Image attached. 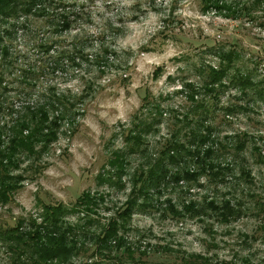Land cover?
<instances>
[{
	"label": "rangeland",
	"instance_id": "rangeland-1",
	"mask_svg": "<svg viewBox=\"0 0 264 264\" xmlns=\"http://www.w3.org/2000/svg\"><path fill=\"white\" fill-rule=\"evenodd\" d=\"M81 2V11L88 17L82 26L77 19L69 32H44L55 43L48 53L52 58L34 52V31L31 36L16 39L12 46L17 55L27 53L18 59L19 66H37L53 60L59 66L36 75L34 86L29 89L18 83L19 78L9 83L7 95L14 103L7 104L8 112L12 108L10 116L15 117L25 105L21 104L24 100H43L39 93L46 92L48 85L55 86L56 93L77 95L87 80L94 84L83 104H75L71 114L66 113L58 139L37 159V166L30 169L26 163L25 167L23 162L20 164L26 170L22 172L23 185L6 205H0V230L14 227L20 217H35L38 222L37 204L70 205L83 190L104 195L97 210V219L104 223L110 213L123 207L133 170L141 165L144 170L151 155L163 150L166 141L173 135L182 138L185 134L188 124L184 127L180 121L192 104L185 97L188 90L183 84L192 83L199 91L196 100L210 104L205 118L218 139L246 133L243 154L252 182L237 172L240 161L235 157L233 174H226L222 181L207 176L196 182L168 181L158 197L153 195L155 206L136 208L126 224L123 233L125 244L132 249V261L115 252L114 257L101 258L97 263L182 264L184 258L201 254L216 264H264V13L256 9L250 16L242 11L236 19L229 18L212 11L202 12L200 0ZM99 35L115 52L109 56L105 73L97 76L98 68L90 62L74 66L67 59H55L56 51L71 48L76 36L78 44L84 42L89 48L85 50L93 54L98 50ZM220 50H234L235 55L221 80L227 87L212 98L199 85L210 80L204 69L218 65ZM240 75L249 77L244 92L237 82ZM20 85L29 98H13ZM146 91L157 99L161 116L150 117L152 124L140 147L143 150L126 156L128 164L121 183L101 184L96 176L103 167H109L106 161L111 152L124 146L122 132L148 113L149 108L143 110L142 116L138 113ZM190 116L197 119L196 113ZM166 163L170 171L177 167ZM209 197L231 200L239 207V215L222 223L212 215L173 216L165 207L166 199L179 208L181 202H201ZM95 260L82 257L69 264H96ZM0 264H19L1 238Z\"/></svg>",
	"mask_w": 264,
	"mask_h": 264
},
{
	"label": "trees",
	"instance_id": "trees-1",
	"mask_svg": "<svg viewBox=\"0 0 264 264\" xmlns=\"http://www.w3.org/2000/svg\"><path fill=\"white\" fill-rule=\"evenodd\" d=\"M87 1L92 2V0ZM80 2L81 0H0V205H6L12 199L13 192L18 191L23 185L22 172L26 170L21 169L20 164L24 163L23 167H25L26 163L30 169L37 166V159L46 153L52 142L58 139V130L62 125L60 123L67 117L66 113L70 115L75 104H83L86 94L92 90L94 84L93 81L87 80L77 95L56 93L55 86L48 85L46 92L39 93L43 100L37 98L33 101L24 100L21 104L25 105L20 111H16L15 117L10 116L12 108L8 112L7 104L14 105V103L7 95L9 83L19 78L18 83L29 89L34 86L36 75L45 74L50 69L56 70L59 66L54 60L49 63L44 61L42 65L37 66L31 64L26 67L19 66L18 59L27 53L20 52L17 55L12 46L16 43V39L26 37L34 31L36 38L34 52L44 54L45 58H52L53 56L48 53L55 43L45 37L44 32L46 34L69 32L77 19L82 26L88 21V17L83 15L81 9L84 4ZM200 4L202 12L212 11L235 19L242 11L248 16L256 9L264 13V0H200ZM102 36L99 35L98 50L93 54L91 50L89 52L85 50L89 48L84 42L83 45L78 44L79 37L76 36L71 48H59L56 51L55 59H67L74 66H79L82 61L90 62V65L97 66V76H99L105 73L104 67L110 63L109 56L115 53L105 44ZM217 55L218 65L215 68L207 66L204 69L210 80L203 81L199 85V89L206 91L212 98L227 87L221 80L235 52L220 50ZM88 56L91 60H88ZM232 80L233 78L228 81ZM248 81V76H239L237 82L242 89L241 92H244L243 87L249 84ZM183 87H187L185 97L192 104L189 111L184 112L181 118L184 120L180 121L184 127L188 124L185 134L182 138L180 135H173L171 140L166 141L163 150L153 156L150 154L151 158L147 161L144 170L142 165L133 170L129 192L122 203L123 207L110 213L102 223L97 219V210L99 202L103 203L104 195L96 190H83L70 205L59 202L37 204L38 222L35 217L34 219L20 217L14 227L5 231L0 230V238L4 240L7 251L12 252L19 264H69L72 259L82 257L85 260L95 257L97 260L94 263L104 264L97 262L101 258L114 257L115 252H120L119 255L132 261V249L125 244V233H123L127 228L126 224L131 220L136 208L145 209L155 206L152 202L153 195L158 197L161 187L167 185L168 181L174 184L180 180L196 182L202 176L222 181L226 174H233V163L237 158L240 161L237 172L245 181L252 182L251 172L246 167L247 159L243 154V149L246 148V139L243 136L246 133L222 136L218 139L205 118L209 113L210 104L201 99L196 100L199 91L198 88L195 89L194 84L185 83ZM24 88L20 85L13 98H20L19 95H22L23 99L29 98L28 93L22 90ZM158 104L157 99L146 91L142 96L141 111L138 113L142 116L145 108H149L150 112L148 109L146 116L122 132L125 136L124 146L111 152L106 161L109 167L107 169L106 166L103 167L102 172L96 176L101 184L121 183L128 164L125 160L126 156L143 150L140 147L145 133L152 124L149 121L150 117L161 116V108ZM193 113H196L197 119L190 116ZM166 162L170 165L176 164L177 167L170 171ZM154 201L157 202L156 198ZM165 203V207L177 217L185 215L202 218L212 215L219 222L226 223L240 213L236 204L223 197L203 198L201 202L188 200L187 203L181 202L179 208L175 203H171L170 199H166ZM119 259V257L115 258L117 261ZM182 264H216V262L210 257L196 254L190 256V259L184 258ZM218 264L231 263L222 261Z\"/></svg>",
	"mask_w": 264,
	"mask_h": 264
}]
</instances>
